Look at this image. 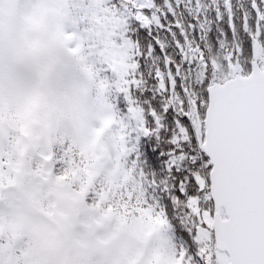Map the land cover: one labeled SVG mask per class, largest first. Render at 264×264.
<instances>
[{
    "label": "snow or ice",
    "instance_id": "obj_1",
    "mask_svg": "<svg viewBox=\"0 0 264 264\" xmlns=\"http://www.w3.org/2000/svg\"><path fill=\"white\" fill-rule=\"evenodd\" d=\"M112 2L128 20L136 66L121 94L124 111L139 107L137 130L163 138V152L145 151L152 167L162 157L165 177L139 171V192L181 238L177 247L169 237L174 264H221V255L228 264H264V78L216 73L237 64L240 76L252 71L257 45L264 50V0H248L239 15L233 0ZM229 34L232 47L223 51ZM13 71L0 43V77Z\"/></svg>",
    "mask_w": 264,
    "mask_h": 264
},
{
    "label": "rangeland",
    "instance_id": "obj_2",
    "mask_svg": "<svg viewBox=\"0 0 264 264\" xmlns=\"http://www.w3.org/2000/svg\"><path fill=\"white\" fill-rule=\"evenodd\" d=\"M26 9H19L14 0H0V11L5 24L16 28L18 24L24 23L30 27L26 34L29 30L34 32L36 28L43 30L47 38L54 40L56 50L53 53V49L49 50L47 54L52 53L49 58L42 56L40 61L33 62L31 70L34 80L30 78L26 82L20 77L26 71L17 53L22 44V35L11 36L9 30L4 33L0 22V43L6 46L16 69L7 76L0 77V80L14 82L16 88L21 85L20 89L28 93L35 81L36 84L40 82L42 91V108L34 112L33 114H39L30 120L35 129L33 143L14 141L19 146L21 155H16V162L0 164L13 179L14 193L28 191L34 217L43 234L37 238L34 231L24 230L13 238L0 230V251L11 245L15 253L19 251L20 254L7 258L0 255V264H92L90 260L74 257L69 251L85 248L89 243L98 248L116 249L118 255L111 264H174L173 242L169 239L171 234L167 227L154 229L148 220L142 228L138 226L134 230L130 228L133 224L128 227L119 216L108 214L106 208H91V202L88 201L91 200L88 197L89 191L95 180L99 179L98 176L112 191L120 190L121 183L130 184L126 194L128 197L135 191L133 180L127 175L135 167V163L130 160L138 157L139 140L146 137L136 128L139 108H130L123 119V116L119 117L122 130L117 139L109 132L108 140L101 139L102 135H95L99 125L96 120H100L101 114L88 117V114L84 115L80 111L82 102L84 105L89 103L92 89L88 90V94L81 92L82 84L77 76L79 72L91 71V65L98 61L106 71L98 86L99 96H95L106 100L110 94L121 95L126 92L129 75L136 67L132 59L133 46L124 36L128 28L127 18L112 0H72L70 13L86 26L83 36L87 38L84 40L89 39L93 46L92 55L85 52L83 58L77 56L76 59L71 58L77 47L74 46V41H70L69 32L56 34L50 18H42L39 10L30 13ZM25 39L28 43L29 40ZM192 48L190 45V55ZM258 60H264V52L259 45L252 58V61ZM258 64L264 71V63ZM202 71L201 68V73ZM240 71L239 64L216 69L219 76L227 73L226 80ZM1 103L0 100V105ZM14 128L16 129V125L13 123L3 125L0 122V149L2 148L1 153L5 157L12 148ZM58 134L60 139L63 137L76 141L81 138L84 141L83 147L87 148V151L81 152L76 149L75 158L70 157L68 162H63V168L56 164L58 162L49 161L47 154L52 138ZM113 151L122 155L118 161ZM80 160L83 161L79 162ZM117 162L124 171H117ZM30 165L35 169L32 180L27 178V168L31 169ZM141 221L136 222L141 224ZM172 238L174 240L173 236ZM17 240L24 241V246ZM175 243L177 246L176 241ZM218 259L221 264H228L227 256L221 255Z\"/></svg>",
    "mask_w": 264,
    "mask_h": 264
},
{
    "label": "trees",
    "instance_id": "obj_3",
    "mask_svg": "<svg viewBox=\"0 0 264 264\" xmlns=\"http://www.w3.org/2000/svg\"><path fill=\"white\" fill-rule=\"evenodd\" d=\"M71 1L72 0H43V5L39 9H36L35 6L40 3V0H14V3L18 4L19 9H25L26 7V12L29 11L30 13H34L35 11L39 10L38 13L42 18H50V22H52L56 34H63L64 32H69L68 34L70 37V41H72V43L74 41V46L77 47L75 52H73V54L71 55V58L74 57L77 59V56L83 58L82 55H85V52L87 54L89 53L92 55L91 51L93 50V46L92 44H90L91 42H89V39L84 40V38L87 37L83 36V33L81 32L83 26L82 23L78 27V23H76V20L72 17L70 12H68V10H70ZM233 5L234 10L237 12V15H239L240 6L243 5L244 7H247L248 0H233ZM209 14L214 19L215 13L213 12ZM184 15L186 19H190L186 12L184 13ZM4 21L5 18L3 17L2 11H0V22L1 25H3L1 26L2 31L6 33V31L9 30L11 36L22 35V44L20 45L17 53L19 54L18 59L23 63V69L26 71V74L24 72V76L20 77L24 78L26 82L30 78L34 80V75L32 76L33 71L31 70V66H33V62L40 61V58L42 56L49 58L50 55H52L53 51L56 50V44L54 40H52L51 38H47V34L43 30L41 31L36 28L34 32H31V30H29V33L26 34L30 27H27V25H24V23L18 24L16 28H13L9 27L7 23L5 24ZM23 25L27 28L23 27ZM224 27L226 28L227 26L224 25ZM215 35L216 26L215 24H213L212 33H210V36L213 37V39L210 41L212 45V53L218 52L214 40ZM24 36L25 38H27V40H29L28 43ZM241 37L243 38L242 33ZM13 39L16 40L15 38ZM170 39L171 38L169 37V40ZM231 42L232 37L231 34H229L228 44L225 46L223 51H227L229 48L232 47ZM191 47L194 48V45H191ZM50 49L53 50L52 53L49 55L47 53ZM260 50L264 52V50H262L261 48ZM223 51H221L219 54L222 55ZM13 63L14 62H12V64ZM98 65L101 67L100 62H98ZM94 66L95 64H92L91 69L94 70ZM88 72L89 74L91 73V71L89 70L87 72L83 71V73H77V76L82 84L81 92L86 94L89 93L88 90H91L92 87L96 85V80H91L92 76L90 77ZM0 85V100L2 101V105H0V122L2 121L3 125H7L10 123L16 125V129L14 128V131L12 132V148L7 151L6 157L3 156L1 153L2 148L0 149V163L8 162L11 164V162H16V155H21L20 148L18 145L14 144V141L17 142L21 140L25 143L33 141L35 129L33 124H30V120L32 119V117L39 114L33 113H36L38 109L42 108V102L40 100L42 97V91L40 88V83L37 82L36 84V81L30 93L25 90L22 91L20 89L21 85L16 88L14 82H5L3 79L0 80ZM121 98L122 97L120 94H110L109 98L106 99L107 101L103 100L100 102V100H97L96 97H92L90 94L88 99L89 103L84 105V102H82L83 106L80 111H82L84 115L88 114V117H96V115L101 114L100 120H98V130L95 135H102L101 139L103 140H108V132L110 134L113 133L116 139L120 135L122 129L119 125V117L123 116V119L124 116L127 115V112L124 111L126 103ZM98 139L100 141V137H98ZM162 143L163 138L157 140L152 135L142 137L139 140L137 150L138 158H136L135 160V167L134 169H132L130 175H127L130 180H133V184L135 187V191H132L131 197H128L126 195L130 186L129 183H121V188L119 187L120 190L112 191L109 185L104 184L102 179H100V176H98L99 179L95 180L94 184L92 185V190L89 191L90 193L88 197H91V200L88 201L91 202V208H106L108 214L112 213L115 217L119 216V219H123V221L127 224L128 227L132 226L131 224H133V226L130 228H133L134 230L138 226L142 228V225H145L148 220H150V224L152 225L151 227L153 228L161 226L167 227L170 231L171 236H173L174 240L177 242L178 246L182 242L181 238H179L175 234L174 229L171 230L166 221H164L160 216L153 214L146 207H144V202L139 192L141 179L139 171H143L149 180L153 177L157 178L158 180L163 179L165 177V165L162 157L158 155L157 160L160 161L159 166L152 167L148 161V156L145 151V146L150 145L152 151H156L159 148L160 151L163 152L164 149L160 147ZM49 145L50 146H48L47 152L49 156V161L55 163L58 162L56 164H59L58 166H60L61 168H63V165L65 164L63 162H68L70 157L75 158L74 152L76 151V149L78 152L87 151L85 150L87 148L83 147L84 141L81 138H77L76 141H72L68 138L64 139L63 137L60 139L59 134L52 138V142ZM81 161L83 160H80L79 162ZM117 171H119L118 168ZM27 173L28 179H34V167H31V169L27 168ZM115 175H118L117 172H115ZM11 178V176H8L6 174V171L4 170V168H2V165L0 164V200L4 198L5 194L14 193L13 191L15 189L14 186L12 187L13 179ZM116 184L117 182L115 181V186ZM137 220H142V223L140 224L139 222H136ZM17 242L21 243V245L24 246V241L17 240Z\"/></svg>",
    "mask_w": 264,
    "mask_h": 264
},
{
    "label": "clouds",
    "instance_id": "obj_4",
    "mask_svg": "<svg viewBox=\"0 0 264 264\" xmlns=\"http://www.w3.org/2000/svg\"><path fill=\"white\" fill-rule=\"evenodd\" d=\"M42 5L43 0H40L35 8L39 9ZM0 230L13 238L24 230L34 231L37 238L42 236L43 233L33 214L28 191L5 194L4 198L0 200ZM69 251L74 257L90 260L92 264H111L118 255L116 249L98 248L91 243L85 248L69 249ZM14 254L15 250L11 245L5 246L0 251V255L5 258Z\"/></svg>",
    "mask_w": 264,
    "mask_h": 264
},
{
    "label": "water",
    "instance_id": "obj_5",
    "mask_svg": "<svg viewBox=\"0 0 264 264\" xmlns=\"http://www.w3.org/2000/svg\"><path fill=\"white\" fill-rule=\"evenodd\" d=\"M257 78H264V71L260 70L256 61L254 63H252V71L248 76H245V77H242L240 75L234 76V79H243V80H253V79H257ZM228 82H231V81L228 80ZM217 246L221 249H223L225 247V245L222 241L218 242ZM228 260H229V257H228Z\"/></svg>",
    "mask_w": 264,
    "mask_h": 264
}]
</instances>
